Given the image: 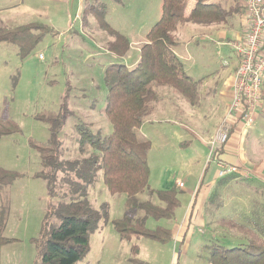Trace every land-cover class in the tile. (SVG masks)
<instances>
[{"label": "rangeland", "instance_id": "374dc122", "mask_svg": "<svg viewBox=\"0 0 264 264\" xmlns=\"http://www.w3.org/2000/svg\"><path fill=\"white\" fill-rule=\"evenodd\" d=\"M101 4L107 7V22L129 39L125 61L132 65L140 57L147 34L161 18L162 0H0V28L40 23L52 29L25 58L13 45L0 43V131H9L0 134V170L17 177L10 186H0V216L8 210L4 235L13 240L2 248L1 264H39L35 241L40 238L48 211L81 199L80 192L68 181L78 182L73 173H59L52 189L39 177L43 171L50 172L42 166L40 148L48 147L52 137L48 122L41 117L57 115L64 104L70 111L60 135L59 157L65 161L96 154L87 146L80 149L77 125H91L103 142L113 134L105 114V73L112 65H124V61L108 50L112 38L98 29L95 12ZM83 19L90 23L84 29ZM213 27L219 31L228 28L224 34L237 41L229 25ZM219 31L192 23L179 29L176 49L182 54L187 74L200 82L202 94L195 118L182 122L178 118L176 122L184 131L179 136L183 139L180 149H164L153 128L160 124L137 131L139 141H145V134L152 137L148 139L152 145L148 155L150 189L138 195V200L158 204L156 191L171 190L181 183L184 186L174 220L149 218L145 226L152 232L160 228L175 230L177 240L163 245L147 239L122 241L113 221L127 214L128 196L112 195L99 171L87 199L102 217L98 229L90 234L89 253L77 264H131L133 244L140 248L139 258L150 264H210L208 247L212 244L246 246L253 230L264 233V126L260 127L259 121L255 124L254 119L255 129L249 130L240 143L248 177L238 170L236 177H218L217 167L208 162L209 142L224 115L223 109L218 111L213 104L232 69V65H224L233 64L238 57L235 42L221 41ZM175 98L181 99L178 95ZM259 113L264 116V109ZM167 120L162 126H174ZM68 174L71 178L67 180ZM200 182L203 184L196 193ZM195 193L190 220L187 214ZM104 205L109 213L107 223L102 215ZM143 215L140 211L131 213L134 218ZM51 222L57 226L61 223L58 218Z\"/></svg>", "mask_w": 264, "mask_h": 264}, {"label": "trees", "instance_id": "16d2710c", "mask_svg": "<svg viewBox=\"0 0 264 264\" xmlns=\"http://www.w3.org/2000/svg\"><path fill=\"white\" fill-rule=\"evenodd\" d=\"M189 1H195L196 5L187 16ZM226 1L162 0L161 18L147 34L146 43L140 48L138 64L132 69L125 65H112L106 70L108 97L105 114L113 127V134L103 142L92 132L91 125L76 126L81 137L80 149L86 146L92 148L96 152L92 157L76 161H65L59 157L60 135L65 119L70 114L66 104L57 115L41 117L48 122L52 137L48 147L40 148L42 166L50 172L43 171L39 177L48 181L49 188L52 189L59 173H73L78 182L68 180L71 178L69 174L65 178L80 192L81 199L48 211L40 238L35 241L39 264H77L89 253L90 234L98 229L102 216L91 208L87 196L99 171H102L104 184L112 195L128 196L127 214L122 219L113 221L114 229L122 241L131 243L147 239L163 245L174 240L173 230L160 228L157 232H152L146 228L145 223L149 218L156 221L174 220L181 207L178 197L181 187L175 185L171 190L156 191L158 204L138 200V195L150 189L148 155L152 145L150 141H139L137 131L159 101L158 89H171L190 105H198L201 99L200 82L186 73L182 60L174 51L179 43L176 32L179 27L189 23L230 26L235 15L241 13L239 11L242 7L237 0L234 7L228 8ZM95 19L98 29L112 38L108 50L119 59L126 57L130 51V41L107 22L105 5L95 12ZM51 32V28L40 23L2 27L0 43L13 45L20 56L25 58ZM8 132L0 131V134ZM222 151L223 149L219 151L221 155ZM16 178V175L0 170V186H10ZM106 208L104 205L102 215L107 223L109 213ZM5 210L0 216V264L2 248L13 242L4 235L8 218V210ZM134 211H140L144 215L134 218L131 216ZM53 218H58L60 225L52 224ZM259 232L253 230L252 239L246 246L225 248L212 244L208 247L210 264H264V233ZM131 254V264H150L139 258L138 245H132Z\"/></svg>", "mask_w": 264, "mask_h": 264}, {"label": "crops", "instance_id": "0c3cea01", "mask_svg": "<svg viewBox=\"0 0 264 264\" xmlns=\"http://www.w3.org/2000/svg\"><path fill=\"white\" fill-rule=\"evenodd\" d=\"M236 1L237 0H227L225 2L226 7H228V8L229 7H232V6L234 7ZM238 3L242 7V10L239 11L241 13L239 15L238 14L235 15V17L233 18V20L231 22V25H230L231 31L235 32L236 40L241 39L242 36L247 31V28H246V12H244V10H245V7H244L245 0H238ZM195 5H196V2L195 1H189L188 2L187 8H186V15L187 16L191 13V11L195 7ZM82 21H83L82 22L83 29L85 27H89L90 26V23H89L88 20L85 21L83 19ZM197 26H201V25H197ZM213 26H215V25L208 26V27L210 28V30L219 31V30L215 29ZM180 28H182V27H179V29ZM179 29L176 32V36L178 38V42L180 40L179 39V36H178L179 35ZM224 29H228V28H223V29H221L219 31V32H222V37L220 38V40L221 41H227L228 43H232L233 44L235 42V40H233V39L229 38L227 35H225L224 34V31H223ZM177 47H175L174 51H175L176 55L180 58L182 54L177 51V49H176ZM126 57L122 58V60L124 61L123 63H124V65L127 68H133L139 62V59H138L135 63H133L132 65H130V63H128L127 61H125ZM183 65H184V63H183ZM230 65H232L231 73H230L229 76H227V78L223 79V83L221 84V86L219 88V91H218L219 98L216 101V104H213L214 106L212 105L213 107L217 108L218 111H219V109L220 110L223 109L224 115H225L227 109L229 108V106H230V104L232 102V98H233V80H234V73L236 72V70L238 68L239 58L237 57L233 61V64H229L228 63L227 65L225 64L224 66H225V68H229ZM184 69L186 71L185 65H184ZM186 73H187V71H186ZM190 77H192V76H190ZM192 78L195 79L194 77H192ZM216 87H218V84L216 85ZM204 92H205V94L206 93L208 94L207 90H204ZM173 93L174 92H171V91L165 90V89L158 90L159 101L155 104V107H154V110H153L152 114L145 119V121L143 123V126L140 129L141 131L140 130L139 131L142 132L143 131V128H145L146 125H151V127H153L155 124H160V126H158V127L155 126L153 128L157 131L158 137H159V139L161 140V142L164 145V149H166L165 148L166 146H170L171 149L179 150L180 149V143L183 140V139H180L179 136H182L184 131H183L181 125L180 124L178 125L176 122L179 119L182 122V120H184L185 118L186 119H188V118L194 119L195 118L194 116L196 115V113H198L200 111V107H201V104H202V101H201L202 94L199 92L201 99H200V102L198 103V105L192 106L188 102H184V100H181L179 98L178 99L175 98V95L176 94L175 93L173 94ZM263 109H264V104L261 103V108H259L257 110V112H256V114L254 116V119L256 121L255 124H258V121H259V126L260 127L264 126V124H261L260 123V122H264V116L263 115H260V113H259ZM224 115H223V117H224ZM223 117H222V119H223ZM257 118H258V120H257ZM167 119H170L171 122L174 124V126H169L168 128H166V126H162L163 123H166L168 121ZM221 120L219 121V123L217 124V126L220 124ZM217 126H216V129H217ZM216 129H215V131H216ZM251 129H253V130L255 129L254 124H253V126L251 128L245 129L244 124L242 122H238V121L235 122L233 124V127H231V130H232L231 133H232V135H231L230 141H229V143L227 144V146L222 151V159L226 163H228L229 165L236 166L238 168V171H239L240 175H244L245 177H248L249 174H248L247 171H245V165H244V162L245 161H244V158L242 157L243 156L241 154L242 152L240 151V143L243 140V137L249 135L247 132L249 130H251ZM186 136H188V135H186ZM144 138H145V141H148V139L149 140H152V137L151 136L149 137L148 135L146 136V134L144 135ZM215 166L217 167L216 164H215ZM217 169H218V167H217ZM218 171H219V169H218ZM236 176L237 175H235L233 177H236ZM218 177H219V175H218ZM201 184H203V183L200 182V184H199V186H198V188L196 190V193L200 189ZM176 185H178V184H176ZM181 191H182V187H181ZM196 193H195V195L193 197L192 203L190 205L189 212L187 214V216L189 215V217L188 218L186 217L187 219H190V220H191V218L193 216L192 207H194V205H195V204H193V202H194V199H195V197L197 195ZM201 205H202V203L201 204H198L199 207ZM186 220H185L184 223H187V225L190 224V222L189 221L186 222ZM173 234H174V237H173L174 240L175 239L177 240L178 237L176 235V231L175 230H173Z\"/></svg>", "mask_w": 264, "mask_h": 264}, {"label": "built area", "instance_id": "2783aa9c", "mask_svg": "<svg viewBox=\"0 0 264 264\" xmlns=\"http://www.w3.org/2000/svg\"><path fill=\"white\" fill-rule=\"evenodd\" d=\"M244 7L246 35L233 44L239 65L234 73L232 102L209 142L208 162L217 165L221 178L238 170L226 163L219 152L230 141L231 127L238 121L245 129L251 128L264 95V0H245ZM179 186L183 187V184Z\"/></svg>", "mask_w": 264, "mask_h": 264}]
</instances>
